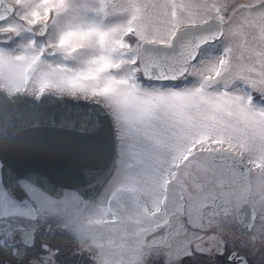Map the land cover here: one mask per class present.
<instances>
[{
  "label": "snow or ice",
  "instance_id": "obj_1",
  "mask_svg": "<svg viewBox=\"0 0 264 264\" xmlns=\"http://www.w3.org/2000/svg\"><path fill=\"white\" fill-rule=\"evenodd\" d=\"M50 96L99 107L57 121ZM257 256L264 0H0V264Z\"/></svg>",
  "mask_w": 264,
  "mask_h": 264
},
{
  "label": "water",
  "instance_id": "obj_2",
  "mask_svg": "<svg viewBox=\"0 0 264 264\" xmlns=\"http://www.w3.org/2000/svg\"><path fill=\"white\" fill-rule=\"evenodd\" d=\"M99 107L97 105H89L88 102L80 100L79 102L73 100V98L69 97H56V96H50L47 98L46 101V113L49 117L55 120H59L60 117L64 114H66L68 111H71V114L73 116L76 115H86L88 114V111L90 108ZM77 108H79V113L77 111ZM40 131V130H36ZM73 135H76V133H72ZM28 139H31V136H27ZM14 163H19L23 167L30 168L36 172H51L55 171L59 174L61 179L67 180L68 182L76 183L82 179H84L81 171L76 168L72 167L68 169L67 175L64 174L65 170L64 167L61 165L54 166L51 164L48 160L39 157H29L22 159L20 161H13Z\"/></svg>",
  "mask_w": 264,
  "mask_h": 264
},
{
  "label": "flooded vegetation",
  "instance_id": "obj_3",
  "mask_svg": "<svg viewBox=\"0 0 264 264\" xmlns=\"http://www.w3.org/2000/svg\"><path fill=\"white\" fill-rule=\"evenodd\" d=\"M245 2H246V0H245ZM68 97V96H67ZM241 171H242V169H241ZM251 179H255V175H253L252 177H251ZM100 191H102V189H100ZM56 243H60V241L59 240H56L55 241ZM63 247H69L68 245H66V244H64V245H62ZM259 260H260V257L259 256H257L256 257V261H257V264H258V262H259Z\"/></svg>",
  "mask_w": 264,
  "mask_h": 264
},
{
  "label": "rangeland",
  "instance_id": "obj_4",
  "mask_svg": "<svg viewBox=\"0 0 264 264\" xmlns=\"http://www.w3.org/2000/svg\"><path fill=\"white\" fill-rule=\"evenodd\" d=\"M232 2L234 4H239V3L245 2V0H232ZM102 191H103V189H102Z\"/></svg>",
  "mask_w": 264,
  "mask_h": 264
}]
</instances>
